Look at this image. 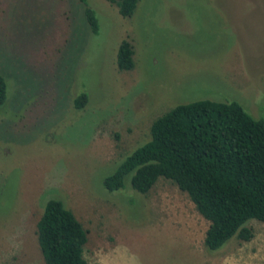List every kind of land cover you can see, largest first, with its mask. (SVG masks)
I'll return each mask as SVG.
<instances>
[{
	"label": "rangeland",
	"instance_id": "1",
	"mask_svg": "<svg viewBox=\"0 0 264 264\" xmlns=\"http://www.w3.org/2000/svg\"><path fill=\"white\" fill-rule=\"evenodd\" d=\"M0 0V264H45L35 222L59 199L86 230L88 264H264V228L203 244L207 221L158 177L145 193L102 179L149 138L151 121L196 99L236 101L264 121V0ZM127 39L133 67L120 72ZM86 93L81 109L72 106Z\"/></svg>",
	"mask_w": 264,
	"mask_h": 264
},
{
	"label": "trees",
	"instance_id": "2",
	"mask_svg": "<svg viewBox=\"0 0 264 264\" xmlns=\"http://www.w3.org/2000/svg\"><path fill=\"white\" fill-rule=\"evenodd\" d=\"M121 17H129L137 0H107ZM84 19L97 33L94 10L86 0ZM132 46L121 39L115 66L132 69ZM6 99V81L0 74V104ZM80 91L72 100L75 109L86 104ZM129 176L130 187L148 191L158 177L185 192L196 211L207 221L206 249L219 248L229 238L249 240L244 224L256 220L264 228V121L245 111L236 101L196 99L179 103L155 117L149 138L136 146L103 177L102 187L119 190ZM38 249L45 264H88L82 256L86 230L61 200L49 198L35 222Z\"/></svg>",
	"mask_w": 264,
	"mask_h": 264
}]
</instances>
